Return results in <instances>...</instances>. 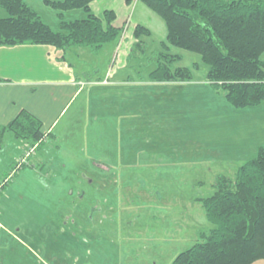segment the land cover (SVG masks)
<instances>
[{
	"label": "rangeland",
	"instance_id": "rangeland-1",
	"mask_svg": "<svg viewBox=\"0 0 264 264\" xmlns=\"http://www.w3.org/2000/svg\"><path fill=\"white\" fill-rule=\"evenodd\" d=\"M26 1L57 29L53 8L43 0ZM146 10L162 20L148 7ZM140 14L135 12L132 18L128 41L133 39L132 24ZM6 15L0 6V17ZM76 16H81L80 10L69 14ZM146 21L152 31L145 38L147 51L162 49L157 22ZM116 42L104 45L98 54L90 53V58L81 56V65L104 79L109 72L112 78L116 72H130L131 67H123L127 51L115 48ZM167 51L181 52V60L174 65L192 70L190 85L149 81L148 73L155 64H143L141 77L134 74L133 81L114 87L86 82L81 96L68 109L70 113L76 102H81L76 123L81 130L74 131L75 137L62 130L66 115L54 129L60 139L47 137L24 162L21 160L28 149L17 156V142L23 140H5L0 153V181L5 180L0 186V264L122 262L126 256L121 255L129 251H119L117 258V241L96 239L95 230L100 231L101 226L95 225V218L111 220L108 231L117 234L127 230L130 234L133 226L135 233L136 228L143 233L150 227L147 224L157 226L178 218L188 220L189 236L194 229L213 227L197 198L212 193L217 174L234 176L237 167L256 154L248 147L237 160L234 155L231 161L224 160L218 142L238 141L233 130L237 132L241 122L254 125L258 129L256 140L264 141V101L256 107L237 109L225 100L222 91H205L198 85L195 92L194 84L206 78L207 65L198 53L174 46ZM145 100L153 105L149 111L144 110ZM226 119L225 126L222 121ZM69 142L71 147L64 149ZM211 155L214 160H209ZM100 160L111 167L109 174L96 170ZM100 187L103 191L97 189ZM177 244L181 249L189 246ZM251 264H264V259Z\"/></svg>",
	"mask_w": 264,
	"mask_h": 264
},
{
	"label": "trees",
	"instance_id": "trees-1",
	"mask_svg": "<svg viewBox=\"0 0 264 264\" xmlns=\"http://www.w3.org/2000/svg\"><path fill=\"white\" fill-rule=\"evenodd\" d=\"M92 1L43 0L55 10V29L26 0H0L7 13L0 17V45L43 44L63 52L84 45L98 54L106 43L121 37L123 28L113 24V10L93 13ZM133 1L124 0L128 5ZM140 1L166 26L162 49L150 52L142 38L149 36L150 30L141 24L133 27L135 41L127 56L155 64L149 81L192 79L190 68L174 65L181 60L179 53L167 51L174 46L200 55L207 65V83L222 91L231 106L240 109L264 101V0ZM79 10L81 16L69 17ZM141 68L143 65L138 73ZM5 131L35 148L49 137L42 130V121L26 109L0 127V134ZM4 182L0 181L1 187ZM212 186V193L197 201L213 227L199 229L193 243L179 251L170 264H251L264 259V144L237 167L234 176L217 174Z\"/></svg>",
	"mask_w": 264,
	"mask_h": 264
},
{
	"label": "crops",
	"instance_id": "crops-1",
	"mask_svg": "<svg viewBox=\"0 0 264 264\" xmlns=\"http://www.w3.org/2000/svg\"><path fill=\"white\" fill-rule=\"evenodd\" d=\"M146 7L147 6L140 0H134L129 5L126 4L124 0H93L90 3L91 11L97 15L101 14L106 9L113 10L116 13L113 24L123 28L122 35L117 42L111 41L105 44L106 46L110 45L112 42H116L115 48H124V51H127L124 58L125 66L123 67H131L130 72H123V74H118L116 72L114 74V76H116L115 78H112L111 72H109L108 77L104 79L100 75L93 74V69L87 71L84 66L81 65V56L87 55L90 58V53L94 54L84 45L72 46L66 52L54 46L43 44L0 45V127L12 120L21 109H26L42 121V130L46 134L52 138L57 137L58 139H60L61 135L58 132L55 133L54 129L61 123V119L67 115L65 118L66 121L62 124V130H64V133H67L66 135L72 138L75 137L77 133L74 131L81 130V127L76 124L81 116V102L78 100L76 106L73 107L70 113L68 109L71 102L74 100L76 101L78 97L81 96L86 82L114 87L123 83V81H133V78H135L134 74L138 79L141 77V73H138L137 70L140 65L146 63L145 58L129 59L127 56L128 50H130L135 41L134 37L130 41H128V37H126L135 12H141V14L135 19V22H133V27L136 24H141L150 30L149 36H151L152 31L146 23V20L154 19L160 29L159 34L161 38L163 37V39H159L160 44L165 41L166 26L164 21L158 20V18H154V16L146 13ZM143 16L146 18H143ZM159 19L161 18L159 17ZM142 38L146 42L148 49V40H145L146 37ZM122 44L124 46H122ZM152 48L155 49V47ZM177 53L181 54V52ZM68 54L72 58H69V56H67ZM134 65L135 68H133ZM106 75L107 73L105 76ZM204 81H206V78L202 80L201 84H194L196 85L194 86L195 92L198 85L201 89H206L205 91H214L207 81ZM191 82L192 80L186 82H169L167 84L190 85L189 83ZM123 86H127V84H123ZM194 91L190 90L191 93H195ZM153 92L156 93V91ZM157 92L160 91L157 90ZM145 93L147 94L146 97L150 95L148 89ZM141 103L143 104V101ZM142 104L141 109L143 110L144 107ZM145 105L146 107L144 110H147L152 104H150V100L149 102L145 100ZM227 121L228 119L222 121L225 126ZM257 130L252 124H246L244 122L239 123L237 132L233 130V133L238 135V141L236 139L233 141L227 139L218 142L220 145L219 149L221 150L220 155L224 157V160L229 161L233 158V155L237 160L238 155L244 152L248 147L251 151L256 152L257 147L264 144V141L260 139L256 140L255 132ZM8 138L12 139L10 142H13L14 139L18 141L23 140L15 138L10 131L3 132L0 134V153L2 152L1 149L5 140ZM17 143L19 149L17 156L20 155L21 157L24 149H27L30 144L26 140ZM69 147H71L70 142L68 143V147L64 149L68 150ZM212 152L213 151H211V153ZM209 160H214V155H211ZM206 163H209V161ZM95 166L97 171H101V173L103 172L106 175L112 171L111 167L107 166L102 160L96 162ZM97 189L103 191L101 187ZM144 191L149 192L148 190ZM94 221L96 222L95 225L101 226V229H99L100 231L95 230L94 237L96 239L100 241L107 239L110 242H118L116 245L117 258H120L118 254L119 251H123V249L129 251L125 255H121V257H126L123 259L124 261L122 260V262L118 264H170L174 256L179 251L183 250L181 249L183 247H178L177 241L181 242V246H186L187 244L190 246L197 238V232L199 230L194 229L191 236H189L190 229L187 227L188 220L178 218L171 219L168 223L163 222L157 224V226L153 223L150 225L147 224L150 227H147L145 229L146 231L143 233H140L139 228H136L135 233V228L133 226L130 234L128 230L126 232H121V234H117L108 231L113 225L111 220L108 219V221H106V219L103 218H95ZM132 221L131 219L128 222L131 224ZM136 223H138V221ZM168 224L171 225L169 229L166 228ZM103 229L104 231L102 232ZM148 236H151L152 239ZM187 247H184V249ZM144 250L147 251L146 254L143 253Z\"/></svg>",
	"mask_w": 264,
	"mask_h": 264
},
{
	"label": "built area",
	"instance_id": "built-area-1",
	"mask_svg": "<svg viewBox=\"0 0 264 264\" xmlns=\"http://www.w3.org/2000/svg\"><path fill=\"white\" fill-rule=\"evenodd\" d=\"M34 148H35V146H29V147L27 148L28 150H26V152H25V156L22 158L21 162H24V160H25L26 158H28V157L32 154V151H33Z\"/></svg>",
	"mask_w": 264,
	"mask_h": 264
}]
</instances>
